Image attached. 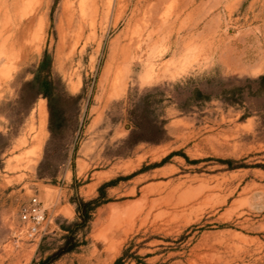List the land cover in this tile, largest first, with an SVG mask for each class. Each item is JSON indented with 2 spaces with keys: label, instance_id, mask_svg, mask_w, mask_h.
I'll use <instances>...</instances> for the list:
<instances>
[{
  "label": "rangeland",
  "instance_id": "1",
  "mask_svg": "<svg viewBox=\"0 0 264 264\" xmlns=\"http://www.w3.org/2000/svg\"><path fill=\"white\" fill-rule=\"evenodd\" d=\"M0 264H264V0H0Z\"/></svg>",
  "mask_w": 264,
  "mask_h": 264
},
{
  "label": "built area",
  "instance_id": "2",
  "mask_svg": "<svg viewBox=\"0 0 264 264\" xmlns=\"http://www.w3.org/2000/svg\"><path fill=\"white\" fill-rule=\"evenodd\" d=\"M21 219L28 224V232L32 236L44 233L46 212L43 203L37 195H33L20 211Z\"/></svg>",
  "mask_w": 264,
  "mask_h": 264
},
{
  "label": "trees",
  "instance_id": "3",
  "mask_svg": "<svg viewBox=\"0 0 264 264\" xmlns=\"http://www.w3.org/2000/svg\"><path fill=\"white\" fill-rule=\"evenodd\" d=\"M90 201H83L81 204H80V209H81V213H82V216L84 217V220H86L88 217H90V213L89 211L86 209V205L89 203ZM72 247L71 244H68L66 243L64 246H62L60 248V250L58 252H56L55 254L52 255V258H54L55 256H57L59 253L63 252V251H66V250H69L70 248Z\"/></svg>",
  "mask_w": 264,
  "mask_h": 264
}]
</instances>
